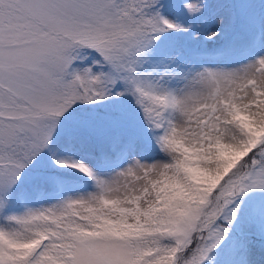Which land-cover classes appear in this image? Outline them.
Instances as JSON below:
<instances>
[{"label":"snow or ice","instance_id":"snow-or-ice-1","mask_svg":"<svg viewBox=\"0 0 264 264\" xmlns=\"http://www.w3.org/2000/svg\"><path fill=\"white\" fill-rule=\"evenodd\" d=\"M0 264H264V0H0Z\"/></svg>","mask_w":264,"mask_h":264}]
</instances>
